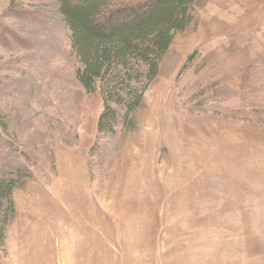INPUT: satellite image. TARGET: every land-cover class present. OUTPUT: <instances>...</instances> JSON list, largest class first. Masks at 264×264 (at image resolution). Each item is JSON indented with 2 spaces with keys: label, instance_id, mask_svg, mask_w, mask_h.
Wrapping results in <instances>:
<instances>
[{
  "label": "rangeland",
  "instance_id": "obj_1",
  "mask_svg": "<svg viewBox=\"0 0 264 264\" xmlns=\"http://www.w3.org/2000/svg\"><path fill=\"white\" fill-rule=\"evenodd\" d=\"M194 13L102 133L60 1L0 0V178L31 175L0 264H264V0Z\"/></svg>",
  "mask_w": 264,
  "mask_h": 264
},
{
  "label": "trees",
  "instance_id": "obj_2",
  "mask_svg": "<svg viewBox=\"0 0 264 264\" xmlns=\"http://www.w3.org/2000/svg\"><path fill=\"white\" fill-rule=\"evenodd\" d=\"M59 1L81 63L78 79L90 93H102L105 111L100 130L115 132L120 115L112 102L126 106L127 120L144 105L178 34L193 25L200 0ZM246 77L243 74L237 81L242 90L248 84ZM29 177L20 171L17 177L0 178L2 243L18 215L15 191Z\"/></svg>",
  "mask_w": 264,
  "mask_h": 264
},
{
  "label": "crops",
  "instance_id": "obj_3",
  "mask_svg": "<svg viewBox=\"0 0 264 264\" xmlns=\"http://www.w3.org/2000/svg\"><path fill=\"white\" fill-rule=\"evenodd\" d=\"M261 152H262V155L264 154V147H263V149L261 150ZM262 157H264V156H262Z\"/></svg>",
  "mask_w": 264,
  "mask_h": 264
}]
</instances>
